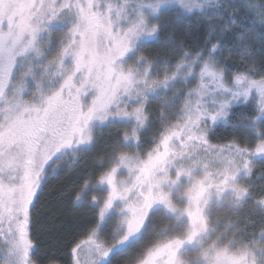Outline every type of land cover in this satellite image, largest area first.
<instances>
[{
    "label": "snow or ice",
    "instance_id": "1",
    "mask_svg": "<svg viewBox=\"0 0 264 264\" xmlns=\"http://www.w3.org/2000/svg\"><path fill=\"white\" fill-rule=\"evenodd\" d=\"M105 129L73 264H264V0H0V264Z\"/></svg>",
    "mask_w": 264,
    "mask_h": 264
},
{
    "label": "trees",
    "instance_id": "2",
    "mask_svg": "<svg viewBox=\"0 0 264 264\" xmlns=\"http://www.w3.org/2000/svg\"><path fill=\"white\" fill-rule=\"evenodd\" d=\"M158 107L159 104L156 101L150 106L154 116ZM156 130L153 128L146 134L145 144L148 147L147 140ZM231 133V129L219 128L213 137V142H220V137H226ZM108 139L100 140L84 164L74 166L69 170L65 169L60 162L62 167L59 173L54 177L50 176L39 190V196L31 210L30 227L31 238L35 245L30 255L37 264H72L71 249L88 237L85 236L88 234L89 225L94 221L95 210L88 207H75L74 192L79 180L95 169L96 156L103 150ZM156 224L157 226L161 224L159 218H156ZM154 238L150 230L141 243L145 244ZM126 258L127 254L120 259L123 261Z\"/></svg>",
    "mask_w": 264,
    "mask_h": 264
},
{
    "label": "rangeland",
    "instance_id": "3",
    "mask_svg": "<svg viewBox=\"0 0 264 264\" xmlns=\"http://www.w3.org/2000/svg\"><path fill=\"white\" fill-rule=\"evenodd\" d=\"M154 102V101H153ZM152 102V103H153ZM151 103V104H152ZM151 106V105H150ZM115 129H105L104 130V136H103V139H108L109 138V134L111 133V135H115ZM146 138V137H145ZM102 140V139H101ZM100 142V141H99ZM98 142V143H99ZM97 143V144H98ZM214 143V142H213ZM147 145L145 144V148H147L146 147ZM149 147H150V145H149ZM92 154V153H91ZM90 153L89 154H87L86 156H85V158L80 162V164H77V165H75V166H78V165H81V164H84V163H86V160H87V158H88V155H91ZM62 164H63V166L65 167V169H69V170H71V168L72 167H74V166H72V164H71V158L70 157H66L65 158V160L64 161H62ZM95 164H96V160H95ZM59 216V215H58ZM61 218H63V217H61ZM58 221V220H57ZM68 232H66V234H67ZM88 236V234L85 236V237H87ZM87 240V238L86 239H83L82 241H86ZM81 242V241H80ZM84 254H86L87 255V245H85L82 249H81V256L82 255H84Z\"/></svg>",
    "mask_w": 264,
    "mask_h": 264
},
{
    "label": "flooded vegetation",
    "instance_id": "4",
    "mask_svg": "<svg viewBox=\"0 0 264 264\" xmlns=\"http://www.w3.org/2000/svg\"><path fill=\"white\" fill-rule=\"evenodd\" d=\"M218 130V129H217ZM85 246V245H84ZM80 258H81V260L82 261H84V260H86L87 259V255L86 254H84V255H82V256H80ZM73 264V263H72Z\"/></svg>",
    "mask_w": 264,
    "mask_h": 264
}]
</instances>
